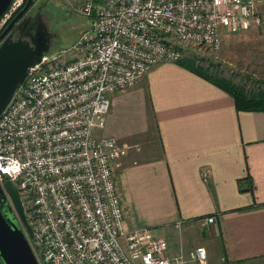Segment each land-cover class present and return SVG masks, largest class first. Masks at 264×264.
<instances>
[{
  "label": "built area",
  "instance_id": "obj_1",
  "mask_svg": "<svg viewBox=\"0 0 264 264\" xmlns=\"http://www.w3.org/2000/svg\"><path fill=\"white\" fill-rule=\"evenodd\" d=\"M81 11L90 27L73 45L75 56L55 64L59 55H46L0 114V187L39 264H206L204 247L171 254L151 228L126 227L114 167L130 147L94 133L106 126L112 95L141 82L157 63H177L178 44L217 53L224 33L260 26L257 4L87 0ZM7 180L20 191L33 237Z\"/></svg>",
  "mask_w": 264,
  "mask_h": 264
},
{
  "label": "crops",
  "instance_id": "obj_2",
  "mask_svg": "<svg viewBox=\"0 0 264 264\" xmlns=\"http://www.w3.org/2000/svg\"><path fill=\"white\" fill-rule=\"evenodd\" d=\"M255 2L262 24L249 30L264 34V0ZM111 98L100 138L130 147L114 167L126 227L153 229L171 254L204 247L206 264H264V111L238 110L225 90L174 62Z\"/></svg>",
  "mask_w": 264,
  "mask_h": 264
},
{
  "label": "rangeland",
  "instance_id": "obj_3",
  "mask_svg": "<svg viewBox=\"0 0 264 264\" xmlns=\"http://www.w3.org/2000/svg\"><path fill=\"white\" fill-rule=\"evenodd\" d=\"M86 1L51 0L43 11V18L52 33L48 55H59L55 64L65 63L75 56L73 45L90 27L89 18L81 11ZM13 2L12 9L10 7L7 11L8 15L0 21V31L25 5L26 0ZM41 2H38L36 7ZM259 29L260 27L235 34L226 32L223 34L222 48L217 53H212L200 45L178 44L177 48L181 50L183 59L194 60L195 65L201 67L205 75L234 79L248 89H255L264 86V34L259 33ZM94 134L100 138L104 135V129H97ZM154 141L156 142V139ZM154 233L156 234V231Z\"/></svg>",
  "mask_w": 264,
  "mask_h": 264
},
{
  "label": "water",
  "instance_id": "obj_4",
  "mask_svg": "<svg viewBox=\"0 0 264 264\" xmlns=\"http://www.w3.org/2000/svg\"><path fill=\"white\" fill-rule=\"evenodd\" d=\"M13 0H0V19ZM39 0H27L0 35V114L7 108L18 88L25 82L30 69L48 55L52 33L41 11L19 21ZM51 0H45L41 10ZM6 187L31 237L32 228L25 216L20 191L14 182L7 180ZM6 196L0 187V257L5 264H39L28 237L19 220L8 215Z\"/></svg>",
  "mask_w": 264,
  "mask_h": 264
},
{
  "label": "trees",
  "instance_id": "obj_5",
  "mask_svg": "<svg viewBox=\"0 0 264 264\" xmlns=\"http://www.w3.org/2000/svg\"><path fill=\"white\" fill-rule=\"evenodd\" d=\"M177 63L225 90L234 98L238 110L264 111V86H258L255 89H248L245 85L235 82L234 79L214 78L205 75L202 68L197 67L195 61L189 58H182Z\"/></svg>",
  "mask_w": 264,
  "mask_h": 264
},
{
  "label": "flooded vegetation",
  "instance_id": "obj_6",
  "mask_svg": "<svg viewBox=\"0 0 264 264\" xmlns=\"http://www.w3.org/2000/svg\"><path fill=\"white\" fill-rule=\"evenodd\" d=\"M42 1V2H41ZM44 1L45 0H39V1H37L36 3H35V5L32 7V9L30 10V11H28L24 16H23V18L19 21V23H21L25 18H27V17H29V16H34L37 12H39V11H41V14H42V17H43V11H44V9H45V7L41 10V8H42V5H43V3H44ZM38 2H41L40 3V5L38 6V7H36L37 5V3ZM24 7V6H23ZM22 7V8H23ZM21 8V9H22ZM20 9V10H21ZM14 18V16L12 17V19ZM2 19V18H1ZM1 19H0V21H1ZM11 19V20H12ZM44 19V18H43ZM11 20L7 23V25H5L4 27H3V29L0 31V35L2 34V32L4 31V29L8 26V24L11 22ZM45 21V20H44ZM47 24V23H46ZM5 204H6V206L8 207V215L12 218V219H15V220H18V217H17V215H16V213H15V211H14V209L12 208V206H11V204L9 203V201H8V199L6 198L5 199ZM0 264H5L4 263V261H3V259L0 257Z\"/></svg>",
  "mask_w": 264,
  "mask_h": 264
}]
</instances>
